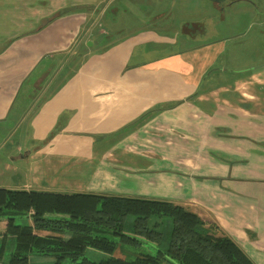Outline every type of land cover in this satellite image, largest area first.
<instances>
[{"label":"crops","instance_id":"crops-1","mask_svg":"<svg viewBox=\"0 0 264 264\" xmlns=\"http://www.w3.org/2000/svg\"><path fill=\"white\" fill-rule=\"evenodd\" d=\"M116 1L0 0V188L168 201L264 264L258 74L220 84L196 0L113 39Z\"/></svg>","mask_w":264,"mask_h":264},{"label":"trees","instance_id":"trees-1","mask_svg":"<svg viewBox=\"0 0 264 264\" xmlns=\"http://www.w3.org/2000/svg\"><path fill=\"white\" fill-rule=\"evenodd\" d=\"M128 215L135 217L130 233L123 227ZM152 216L171 218L165 248H160L162 232L158 222L150 223ZM113 238L156 249L124 260L113 256L118 243ZM9 239L10 264H29L33 255L51 257L53 264H254L231 238L194 212L168 201L126 196L0 188V260ZM88 249L104 257L90 258Z\"/></svg>","mask_w":264,"mask_h":264},{"label":"rangeland","instance_id":"rangeland-1","mask_svg":"<svg viewBox=\"0 0 264 264\" xmlns=\"http://www.w3.org/2000/svg\"><path fill=\"white\" fill-rule=\"evenodd\" d=\"M118 0L115 5L120 6L123 2L129 8L128 17L122 21L119 15L116 19V30L111 31V38L116 39L122 34L131 32V30L139 24L141 18H144L145 13H149L152 7L161 6L169 8L171 15H177L178 6L181 4L187 5L188 3H181L179 0ZM227 1V0H226ZM251 1L257 5V11ZM197 0L192 3L189 1V6H201L202 10L207 9L208 12L201 11L200 15L203 20L206 33L200 34L203 38L208 40H216L218 45L219 56L214 66H218L221 70L222 79L220 84H224L227 88L231 89L235 80H242L245 74L257 72L259 82L251 84V89L255 94V101L259 103L264 99V94L261 95L259 89L264 88V72H258L261 68H255L264 63V0H239L233 3L219 5L211 4L206 0ZM138 11L140 13H138ZM194 9L190 11L193 13ZM139 14V19H135ZM102 21V28H108L107 23L112 24V18L106 17ZM144 21V20H143ZM111 26V25H109ZM202 29V28H201ZM261 74V75H260ZM255 85V89H254ZM260 85H263L262 87ZM247 94V89H239ZM256 90V91H255ZM247 92V93H246ZM248 96V95H247ZM245 99L246 97H242ZM248 99V98H246ZM264 101V100H263ZM8 126L5 125L2 130L0 129V138L3 136V130ZM134 216L128 215L124 222L125 232L133 229ZM22 221H19V223ZM159 223L158 230L162 232V239L160 240V248H165L169 242L171 231V218L168 216L163 217H150V223ZM216 232V231H215ZM126 233V234H127ZM131 236V235H130ZM132 237V236H131ZM117 241L116 238H113ZM11 241V240H10ZM118 242V241H117ZM6 245L1 261L7 262L10 254ZM156 247L152 244L142 243L134 245L129 243H116L113 251V256L120 257L124 260H132L139 252L155 251ZM90 258H95L91 255L90 249L87 250ZM99 253V252H98ZM102 254V253H101ZM35 256V255H34ZM51 257L35 256L30 263L32 264H53ZM62 264H71L68 261Z\"/></svg>","mask_w":264,"mask_h":264},{"label":"flooded vegetation","instance_id":"flooded-vegetation-1","mask_svg":"<svg viewBox=\"0 0 264 264\" xmlns=\"http://www.w3.org/2000/svg\"><path fill=\"white\" fill-rule=\"evenodd\" d=\"M235 1H239V0H225L223 3H221V4H217V5H219V7L221 6V5H225V4H231V3H233V2H235ZM251 3L253 4V7H255V9H256V11H257V5H256V3L255 2H253V1H251ZM261 13H264V11L263 12H261ZM255 68H261V70H259L258 72H264V63L262 64V65H259V66H257V67H255ZM257 73V72H256Z\"/></svg>","mask_w":264,"mask_h":264},{"label":"water","instance_id":"water-1","mask_svg":"<svg viewBox=\"0 0 264 264\" xmlns=\"http://www.w3.org/2000/svg\"><path fill=\"white\" fill-rule=\"evenodd\" d=\"M208 1H210V2H212V3H214V4H221V3H223L225 0H208ZM0 264H10V263H8V262H2V261L0 260Z\"/></svg>","mask_w":264,"mask_h":264}]
</instances>
